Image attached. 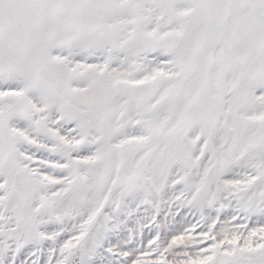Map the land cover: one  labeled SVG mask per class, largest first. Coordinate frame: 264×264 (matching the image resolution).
<instances>
[{
    "label": "snow or ice",
    "instance_id": "1",
    "mask_svg": "<svg viewBox=\"0 0 264 264\" xmlns=\"http://www.w3.org/2000/svg\"><path fill=\"white\" fill-rule=\"evenodd\" d=\"M0 264H264V0H0Z\"/></svg>",
    "mask_w": 264,
    "mask_h": 264
}]
</instances>
